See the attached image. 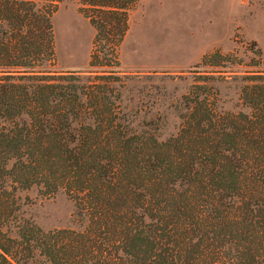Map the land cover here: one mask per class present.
Listing matches in <instances>:
<instances>
[{"label":"trees","instance_id":"obj_1","mask_svg":"<svg viewBox=\"0 0 264 264\" xmlns=\"http://www.w3.org/2000/svg\"><path fill=\"white\" fill-rule=\"evenodd\" d=\"M63 1L0 0V264H26L19 248L54 264H264V71L242 85L249 110H219L204 75L176 133L133 130L105 66L140 0H77L96 28L89 73L47 68ZM34 185L64 190L84 223L11 235Z\"/></svg>","mask_w":264,"mask_h":264},{"label":"rangeland","instance_id":"obj_2","mask_svg":"<svg viewBox=\"0 0 264 264\" xmlns=\"http://www.w3.org/2000/svg\"><path fill=\"white\" fill-rule=\"evenodd\" d=\"M56 60L49 69L89 73L96 33L77 0H64L54 17ZM128 32L120 45V64L105 66L122 75L121 105L133 130L160 138L178 131L188 110L183 100L196 79L204 76L218 88L219 110H249L241 99L247 75L264 71V0H140L131 11ZM215 49L214 63L203 56ZM17 224L41 228L80 227L84 219L64 190L48 195L41 186L16 192ZM26 264H54L35 249L19 248Z\"/></svg>","mask_w":264,"mask_h":264}]
</instances>
